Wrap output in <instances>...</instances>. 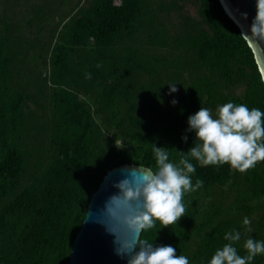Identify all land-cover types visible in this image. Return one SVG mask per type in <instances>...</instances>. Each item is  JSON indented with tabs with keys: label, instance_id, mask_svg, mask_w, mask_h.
<instances>
[{
	"label": "trees",
	"instance_id": "16d2710c",
	"mask_svg": "<svg viewBox=\"0 0 264 264\" xmlns=\"http://www.w3.org/2000/svg\"><path fill=\"white\" fill-rule=\"evenodd\" d=\"M171 10L180 19L169 35L159 14ZM180 10L176 0H77L60 40L49 50L39 38L22 34L2 9L0 264H67L90 196L106 170L121 163L155 168L154 144L166 147L170 160L178 162L194 140L186 131L187 117L200 107L215 115L217 106L233 101L264 111V82L254 51L220 1L197 0L195 17ZM45 12L43 4L33 3L28 21L41 22ZM140 35L169 52L138 58ZM34 53L48 60L43 70L30 64ZM140 73L158 79L144 83ZM238 82L247 93L235 98ZM170 83L185 90L177 103L159 109ZM94 111L124 138L122 150L109 147ZM189 159L196 165L192 181L203 180L202 187L185 193V215L176 224L161 227L157 221L142 238L173 245L190 264H207L226 243L225 232L243 233L245 216L253 229L246 235L264 240L259 201L264 161L240 172L227 163L201 165ZM235 246L246 255L243 238ZM251 264H264V256Z\"/></svg>",
	"mask_w": 264,
	"mask_h": 264
},
{
	"label": "clouds",
	"instance_id": "9594fccd",
	"mask_svg": "<svg viewBox=\"0 0 264 264\" xmlns=\"http://www.w3.org/2000/svg\"><path fill=\"white\" fill-rule=\"evenodd\" d=\"M241 16L246 19L247 13ZM235 22L242 28L246 42L264 50V0H255L250 25L245 26L238 19ZM176 84H167L169 93L178 90ZM171 103L177 101L173 99ZM187 126L186 131L194 133V140L178 162L170 160L166 147L154 144L156 167L136 164L123 168L122 178L112 185L117 191L97 214V222L114 238L116 255L127 257V264H190L187 256L177 255L173 245H156L142 238V233L152 229L157 221L161 227L176 224L185 215V193L202 187L203 180L192 181L196 165L189 157L201 165L227 163L240 172L264 161V111L260 108L228 101L217 106L213 115L209 108L200 107L187 117ZM187 139L186 135L182 137ZM251 223L245 216L243 233L238 229L225 232L226 243L215 250L207 264H251L258 255L264 256V240L246 235L253 231ZM242 238L246 255H240L235 246Z\"/></svg>",
	"mask_w": 264,
	"mask_h": 264
},
{
	"label": "rangeland",
	"instance_id": "374dc122",
	"mask_svg": "<svg viewBox=\"0 0 264 264\" xmlns=\"http://www.w3.org/2000/svg\"><path fill=\"white\" fill-rule=\"evenodd\" d=\"M81 2H85L87 0H80ZM170 1V0H165ZM181 5V10L179 13L184 16L188 14L190 17L196 16L197 10V0H176ZM41 3L46 8V12L44 18L41 22H38L37 19L32 20V22L28 21V18L32 15L33 3ZM77 0H0V12L3 8L8 11V14L12 16L11 21L19 26L20 32L24 34L26 37H37L41 40L45 48L49 50L53 49L55 44L60 40L61 34L63 33L62 26L68 16V11L70 8L75 6ZM180 16L174 10H171L169 13H160L159 20L162 22V25L166 27L169 35H172L177 24L179 22ZM163 33V31H161ZM142 35V34H141ZM138 38V58H150L152 55H163L167 54L169 50L166 47H162L159 45H151L142 38V36ZM81 50L85 48L78 47ZM34 58L30 64L35 63V66L40 69H44L43 66H47L48 60L45 57H41L40 55L34 53ZM159 78L160 80H164L165 74L160 70ZM183 74L180 80L187 79L185 71H182ZM139 81L144 83H148L150 79L157 80V77H151L148 74L140 73L137 75ZM177 91L175 93H169V89L166 90L162 102L159 104V109H162L167 104H172L171 101L173 99L177 100L179 95L183 90H185V85L178 87V83L176 84ZM81 94L82 91L78 90ZM247 93V87L243 85V83L238 82L237 86L234 88V97ZM94 118L96 121L102 126L103 132L106 137H109V147L117 150H122L124 147V138L120 136L116 131L110 130L106 128L102 117L93 112ZM232 194L223 200V204H227L232 199ZM218 197H216V201ZM222 200V198H221ZM261 203L264 204V197L259 199ZM252 220H256L258 218V212H253L251 214Z\"/></svg>",
	"mask_w": 264,
	"mask_h": 264
},
{
	"label": "water",
	"instance_id": "95a60500",
	"mask_svg": "<svg viewBox=\"0 0 264 264\" xmlns=\"http://www.w3.org/2000/svg\"><path fill=\"white\" fill-rule=\"evenodd\" d=\"M223 9L234 21L248 26L255 15V0H219ZM247 13L244 19L241 13ZM235 17V19H234ZM239 26V25H238ZM240 27V26H239ZM241 32L242 28L240 27ZM255 54L264 82V50L248 43ZM135 165L121 163L106 170L88 201L84 219L75 234L67 264H127V257H119L114 251L113 236L97 222V214L104 202L117 191L112 185L122 178V169ZM140 166V165H138Z\"/></svg>",
	"mask_w": 264,
	"mask_h": 264
}]
</instances>
